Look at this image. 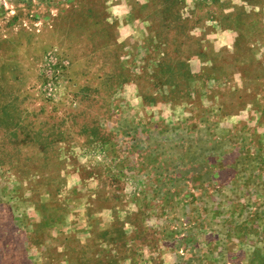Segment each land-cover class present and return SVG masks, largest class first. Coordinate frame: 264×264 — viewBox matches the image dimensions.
<instances>
[{
  "label": "rangeland",
  "instance_id": "374dc122",
  "mask_svg": "<svg viewBox=\"0 0 264 264\" xmlns=\"http://www.w3.org/2000/svg\"><path fill=\"white\" fill-rule=\"evenodd\" d=\"M0 264H264V0H0Z\"/></svg>",
  "mask_w": 264,
  "mask_h": 264
},
{
  "label": "crops",
  "instance_id": "0c3cea01",
  "mask_svg": "<svg viewBox=\"0 0 264 264\" xmlns=\"http://www.w3.org/2000/svg\"><path fill=\"white\" fill-rule=\"evenodd\" d=\"M119 30H122V28L119 27ZM227 31H229V30H227Z\"/></svg>",
  "mask_w": 264,
  "mask_h": 264
}]
</instances>
